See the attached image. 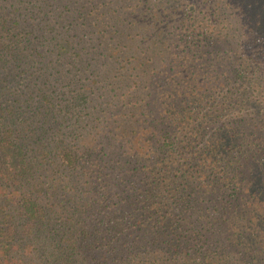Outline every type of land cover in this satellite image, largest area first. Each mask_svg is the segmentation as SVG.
<instances>
[{
	"label": "trees",
	"instance_id": "1",
	"mask_svg": "<svg viewBox=\"0 0 264 264\" xmlns=\"http://www.w3.org/2000/svg\"><path fill=\"white\" fill-rule=\"evenodd\" d=\"M0 264H264V0H0Z\"/></svg>",
	"mask_w": 264,
	"mask_h": 264
},
{
	"label": "rangeland",
	"instance_id": "2",
	"mask_svg": "<svg viewBox=\"0 0 264 264\" xmlns=\"http://www.w3.org/2000/svg\"><path fill=\"white\" fill-rule=\"evenodd\" d=\"M235 10L233 9V8H227L226 9V14L225 15H222V16H220L221 17V19H224L225 17H230V19H232L233 20V22L236 24V22H237V20H238V17H236L235 16ZM237 25V24H236ZM235 25V26H236ZM227 28H229V26H227ZM221 31H222V33H223V35H226L228 32H229V35H231V37H230V39H231V43L233 42V43H235V41H236V39H237V35H239V34H237V33H235L234 32V29L233 30H228V29H225V26H221ZM235 36H236V39H235ZM225 37L226 36H224V41H223V43L225 44V49L226 50H229L230 49V43H228V41L227 40H225ZM235 39V40H234Z\"/></svg>",
	"mask_w": 264,
	"mask_h": 264
}]
</instances>
